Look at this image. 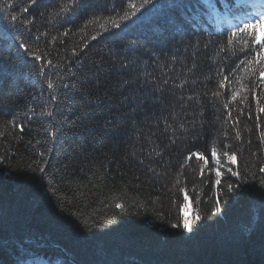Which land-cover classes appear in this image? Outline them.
Segmentation results:
<instances>
[{
    "label": "snow or ice",
    "instance_id": "snow-or-ice-1",
    "mask_svg": "<svg viewBox=\"0 0 264 264\" xmlns=\"http://www.w3.org/2000/svg\"><path fill=\"white\" fill-rule=\"evenodd\" d=\"M198 4L203 9L193 7L191 0H29V5L21 9L18 0H0V116L11 104L3 92L6 78L14 87H18L17 82H28L30 87L39 85V93L31 96L37 107H30L27 119H35L40 125L38 131L45 137L35 141L36 145H43L44 150L38 151V158L32 165L8 171L13 176L20 172L30 173L27 178L36 185L38 192L45 198H56L54 213L66 212L62 204L68 202L59 196V178L52 173L53 152L60 151L62 141L77 121L91 118L89 110L99 106L84 96L86 86L101 78L95 69L86 71L81 60L80 53L88 44L85 43L79 52L72 48L70 56L53 55L48 50V45L55 46L60 37L70 35L73 28L69 25L79 30L82 40L88 36L96 41L103 36L124 53L118 63L113 62L104 70V76L116 73L120 77L114 94L122 97L120 103L128 106L127 112L120 119L113 116L105 131L109 139H121L127 161L154 180L162 175L156 165L167 167L170 161L166 157H171L179 145L212 131L206 119L207 106L201 97L215 112L222 113L223 120L217 115L216 121L225 139L229 136L228 128H232L237 140L240 139L241 132L235 125L244 114L249 96L256 98L257 90L260 91L256 98L257 112L264 113V0H222V6H217L215 0H198ZM30 6L43 7L38 14L43 30L36 27L37 16L29 12ZM89 30H92L91 35ZM125 37L132 38L125 42ZM180 37L187 39H178ZM59 42L62 44L63 40ZM42 43L44 48L40 47ZM181 53L184 59L180 64L186 68V73L169 76L163 72L157 76L147 70L149 61L152 67L164 68L165 61L175 65ZM145 54L148 60L143 61L144 67H141L140 57ZM240 72L243 74L238 75ZM209 81H214V89H207ZM198 82L207 90L197 91ZM248 114L251 115L250 107ZM4 123L24 131L25 125L15 120ZM258 138L264 142V131ZM114 147L119 151L121 145ZM231 148L232 145L224 142L212 146L209 151L214 162L211 168H207L208 157L198 151L184 156V164L195 158L201 164V177L206 168L209 174L214 173L218 195L226 192L235 202L246 194L243 186L251 180L248 172L238 166L237 153L229 151ZM5 159L0 156V165ZM184 164L175 178L177 185H182L180 176L184 174ZM221 168L235 178L234 183H226L224 188H220L224 175ZM259 171L264 173V167ZM256 182L264 196V177ZM179 191L184 193L183 206L186 207L188 190L181 186ZM223 203L227 204V199ZM114 207L120 210L117 220L97 219L80 212L71 215L82 231L95 236L94 230H107L126 219L128 207L124 203H115ZM221 212V201L216 199L207 218ZM257 213L259 218L254 214L241 226L245 234L264 230V201ZM200 219L196 215L190 223L182 216L181 223L171 224V228L180 229L177 235L191 240L202 227L198 226ZM45 247L39 235L22 239L8 237L0 226V264H4L5 254L10 264H64L56 255L38 256V250Z\"/></svg>",
    "mask_w": 264,
    "mask_h": 264
},
{
    "label": "trees",
    "instance_id": "trees-1",
    "mask_svg": "<svg viewBox=\"0 0 264 264\" xmlns=\"http://www.w3.org/2000/svg\"><path fill=\"white\" fill-rule=\"evenodd\" d=\"M18 2L21 9L29 5V0ZM215 2L217 6H222V0ZM191 3L193 7L203 9L198 0H191ZM42 10L43 7H29V12L37 16L36 27L41 30L43 21L38 14ZM204 14L207 15V12L204 11ZM69 27L73 28L70 35L59 38L63 43L58 39L55 46H47L48 50L53 55L70 56L72 48L79 52L85 43L88 44L80 53L81 60L86 71L95 69L100 72L101 78L86 86L84 96L99 106L89 110L91 118L78 120L62 141L60 151L53 152L52 173L59 178V196L68 202L62 204L67 211L56 214L53 212L56 198H45L38 192L36 185L27 178L30 173L20 172L13 176L8 171L9 168L32 165L38 158V151L44 150L43 145L35 144L37 139H45L38 131L40 125L35 119H27L30 107H37L31 96L39 93L40 86L30 87L28 82H17L18 87H14L5 79L3 92L10 98L11 104L0 116V133H3L0 136V156L6 158L5 163L0 165V226L4 228L6 236L22 239L39 235L43 237L46 247L39 249L37 255H56L64 264H264V230L247 235L241 229L254 214L259 218L257 209L264 201L256 182L264 177V173L259 171L264 167V142L258 138L260 132L264 131V113H258L256 108L260 91L257 90L256 98L249 96L244 114L235 125L241 132L239 140L235 138L232 128L227 129L228 138L223 137L220 123L216 121L217 115L223 120L222 113L215 112L212 105L201 97L207 106L206 119L212 131L179 145L171 157H166L170 161L167 167L156 165L162 175L154 180L127 161L123 141L119 138L109 139L105 131L113 116L120 119L127 112L128 106L120 103L122 97L114 94L117 93L120 77L116 73L104 76V70L113 62L118 63L124 53L103 36L96 41L88 39V36L82 40L79 30L72 25ZM91 34L92 30H89ZM131 38L125 37V42ZM40 47L44 48L45 44L42 43ZM109 48L112 49L111 53ZM152 54L158 55L155 52ZM183 59L181 53L177 64L165 61L164 68L152 67L149 61L147 70L157 76L163 72L169 76L186 73V68L180 64ZM145 60H148L147 54L140 57L141 67H144ZM195 87L203 92L214 89L215 84L209 81L205 89L204 84L198 82ZM45 94L47 96L46 89ZM257 115L260 116L259 122ZM12 120L24 124V131L20 132L19 128H11L4 123ZM220 142L232 145L229 151H236L238 166L248 172L251 180V183L243 186L247 189L246 194L235 202L226 192L218 195L214 173L207 171L214 163L209 151ZM118 144L121 145L119 151L114 147ZM190 151L203 152L208 157L209 163L203 177L199 171L201 164L195 158L184 164V156ZM221 162L224 163L223 159ZM181 164H184V174L180 176L182 185H177L175 178L179 175ZM221 171L224 175L220 188H224L226 183L235 182V178L224 168ZM181 186L188 190L187 205L190 204L192 209V221L196 215L201 217L198 226L202 227L191 240L177 235L180 229L171 228V224L181 223V217H185L184 193L179 191ZM216 199L221 201L222 212L208 219ZM225 199L227 204L223 203ZM115 203H124L128 207L126 219L114 223L107 230H94L95 236L82 231L76 218L71 215L80 212L97 219L117 220L120 210L114 207ZM140 204L145 206L140 207ZM3 259L4 264H10L7 254Z\"/></svg>",
    "mask_w": 264,
    "mask_h": 264
},
{
    "label": "rangeland",
    "instance_id": "rangeland-1",
    "mask_svg": "<svg viewBox=\"0 0 264 264\" xmlns=\"http://www.w3.org/2000/svg\"><path fill=\"white\" fill-rule=\"evenodd\" d=\"M262 103H264V101H262ZM185 217H187L189 219V222L191 223L192 222V209L190 207V204H188L185 208Z\"/></svg>",
    "mask_w": 264,
    "mask_h": 264
},
{
    "label": "water",
    "instance_id": "water-1",
    "mask_svg": "<svg viewBox=\"0 0 264 264\" xmlns=\"http://www.w3.org/2000/svg\"><path fill=\"white\" fill-rule=\"evenodd\" d=\"M72 261H74V262H75V260H74V259H72Z\"/></svg>",
    "mask_w": 264,
    "mask_h": 264
}]
</instances>
